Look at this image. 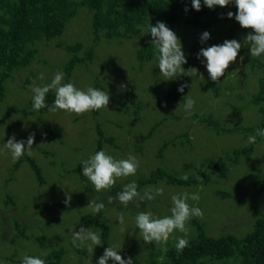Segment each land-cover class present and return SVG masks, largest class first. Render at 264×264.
<instances>
[{
    "label": "rangeland",
    "instance_id": "1",
    "mask_svg": "<svg viewBox=\"0 0 264 264\" xmlns=\"http://www.w3.org/2000/svg\"><path fill=\"white\" fill-rule=\"evenodd\" d=\"M230 5L231 3L228 6ZM65 33L68 39L61 42L63 45L80 40L83 46H89L92 43L89 19L82 21L79 17L74 26L66 28ZM175 33L181 40L183 52L191 48L190 44L199 41V35H202V33L183 31ZM214 39L216 43L205 44L201 48L221 45L223 42L221 35L217 32ZM55 40L61 41L60 38ZM101 42L95 48L92 60L86 64L77 65L70 79V83L81 90L91 86L108 91L110 100L107 108L97 110L96 113L93 110L83 114L57 110L39 115L32 110L31 114L24 116L7 112L11 105L23 107L32 98L33 93L29 87L31 84L25 86L31 74L32 82L35 81L37 85L51 82L49 66L60 64L59 59L66 56L60 48L52 46L48 48V51L46 49L40 51L42 58L51 59H48L50 65L46 64L45 67L41 65L36 68L33 62L28 68L21 70L18 73L20 76L17 79V89L13 88V84L10 85L11 88L7 86L11 79L15 82L14 74L5 84L6 97L0 103V231L3 233L0 235V264H20L18 262H22L25 256H40L41 249L35 244L38 243L37 239L42 237L47 241L64 239V245H68L70 253L63 258L62 264H97L104 252L101 245L94 246L93 253L88 252L86 246L80 248L86 252V256L82 257L76 253L77 247H74L72 243L73 232L78 231L81 226L96 229L90 223H80L82 216L91 218L96 214L87 207L92 200L104 203L105 212L113 210L114 214L112 212L108 214L113 218L112 220L108 215L105 218L104 213V221L110 230L109 245L117 248L118 254L125 255L126 259L134 258L138 254L140 257L143 254L147 255L148 249L165 244V242L146 244L136 227L135 217L141 211H150L157 218L170 215L171 196L174 194L183 191L198 192L199 201L189 200L188 203L192 207L202 209L203 217H193L188 222L187 237L179 231H174L168 240L170 246L176 247L177 238L183 237L189 240L197 235L194 222L202 224L203 231L210 236L224 232L242 237L252 229L255 218L264 213V205H257L249 197L252 182L264 175L263 139L256 144L253 153L239 158L232 165L226 179L212 177L207 184L187 187L157 181L138 187V191L143 192L149 186H162L164 194L157 196L154 200L133 201L127 206L118 201L108 203V198L115 197L127 183L135 181L138 184L141 179L148 178L153 170L158 168L168 169V172L173 173L178 179H181L180 177L185 173L190 176L195 171L183 169L181 165H178L182 160L197 166L205 158H222L232 149L249 144L247 142L249 135H218L210 129L203 128L202 123L191 118L194 111L201 110L196 105L201 104V101L208 96L201 93L200 75L206 72L204 68L206 61L203 57L197 58L201 48L195 53H186L188 60L193 63L192 69H196L197 74L188 72L189 69H186L183 75L166 81V78L160 74L159 67L152 62L144 64L137 62L134 48L142 40ZM239 66L243 67L242 60H239ZM41 73L44 74V80L39 79ZM180 77H186L187 80H182ZM232 77L233 75L227 81L237 82ZM248 78L251 85H254V81ZM179 84L189 86L185 90L187 95L195 101L191 110L192 115H188L184 105L179 103L171 102L160 107V103L167 94L166 87L179 86ZM248 91H253V87H248ZM232 94L230 93L228 98L233 99ZM206 103L207 107L202 109V112L205 110L208 112L212 108L217 109L218 104H221L219 100ZM135 104L142 108L137 116H135ZM224 113H227L226 116L229 119L234 120V124L241 125L237 116L234 118L235 115L228 108L224 109ZM222 114L220 111L221 116ZM167 115H170V118L158 126L151 139L143 138L153 124ZM250 115L251 111H248L247 116L250 117ZM250 122V120L244 121L242 126L251 125L252 122ZM229 124H225L226 127ZM97 128L104 138L108 139V142L101 143L102 150L107 154L117 160L126 159L129 154H133L139 161V167L134 176L117 178L112 188L99 192L95 190L87 177L81 180L75 173L81 161L95 154L98 142ZM32 133L35 134L32 154L27 153V155L33 158L41 168L44 177L42 185L38 183L36 176L26 163H22L14 171L13 166L17 160L14 161L11 152L4 148V144L13 134L17 141H26ZM171 134L187 135L189 141L176 140L169 145L161 157L157 156L160 145L172 139ZM56 187L61 188V192L64 190V193L66 191L71 193V202L68 207H65L64 203L66 197L61 196L56 191ZM219 193H226L229 196L221 198ZM8 197L11 199L12 206L6 208ZM121 213L125 220L123 226L118 221ZM12 222L20 225V233L12 234ZM122 227L124 231H121ZM11 259L18 262H13ZM111 263H113L111 260L107 262V264Z\"/></svg>",
    "mask_w": 264,
    "mask_h": 264
},
{
    "label": "trees",
    "instance_id": "2",
    "mask_svg": "<svg viewBox=\"0 0 264 264\" xmlns=\"http://www.w3.org/2000/svg\"><path fill=\"white\" fill-rule=\"evenodd\" d=\"M185 8L188 9L187 12H185ZM236 11L234 3L224 8L216 6L209 9L203 5V0H201V10L198 12L192 8L191 0H0V103L6 97L5 84L12 78L13 74L16 80L13 82L11 79L7 86L11 88L10 85L13 84V88L17 89V79L20 76L18 73L21 70L28 68L33 62L36 68L41 67V65L42 67H45L46 64L50 65L48 63L50 58H42L40 51L45 49L48 51V48L52 46L62 49L66 55L65 58L59 59L60 64L49 66L51 79L57 71L64 73L63 83L70 82L72 72L77 65L86 64L92 60L94 50L99 43H102L101 41L142 40L134 48L137 62L140 64L152 62L158 67V52L155 45L152 44L153 38L149 31V24L154 26L157 21L164 22L174 32H209L210 39L204 44L200 43L201 35H199V41L190 44L191 48L185 49L186 52L184 51L187 63L182 65V68L184 70L192 69L193 63L188 60L186 53H195L205 44L216 43L214 39L216 32L221 35L223 42L235 39L241 43L250 34V30L242 29L235 20ZM228 12L233 13L232 19L227 18ZM79 17L82 18V21L89 19L92 43L89 46H83V42L80 40L75 43L61 44L68 39L65 33L66 28L74 26ZM56 38H60L61 41L55 40ZM239 60H242L243 67L239 66ZM204 68L206 69V63ZM206 72L203 73V77L204 75L206 77L201 83V93L208 94V96L196 106L202 110L207 107V101L219 100L221 104H218L219 108H212L208 112L206 110L204 112L201 110L194 111L191 116L192 119L202 123L203 128L210 129L218 135H251L257 129H264V54L260 57H251L250 46L242 44L236 61L230 64L220 80L213 82ZM232 75V78L236 79L237 82L229 83L227 81ZM247 76L254 81V85H251ZM180 78L187 80L186 77ZM29 84H32V74L28 77L25 86ZM180 86L181 84L166 87L168 89L167 94L160 103V107L171 102L184 105V96L187 95V92L185 89L183 93L178 92L177 89ZM250 86L253 87L251 92L248 91ZM96 88L98 89V87ZM230 93H233V99L228 98ZM54 99L55 90H51L46 96V104L51 106ZM226 108L235 115L234 118L237 116L241 125L234 124V120L226 116L227 113H224ZM32 110L39 115L49 111L47 107L39 111L34 110L31 98L27 105L23 107L11 105L7 112L25 116L31 114ZM135 110V116H137L142 108L135 104ZM93 111L94 113L97 112V110ZM220 111L223 113L222 116ZM248 111H251L250 117L247 116ZM169 118L170 115H167L153 124L143 138L151 139L158 126ZM247 120H250L252 124L242 126V123ZM227 123H230L228 127L225 125ZM171 136V140L160 145L157 156L161 157L169 145L176 140L185 139L189 141L187 135L171 134ZM262 139L264 140V138L257 137L256 143L232 149L222 158H205L197 166L187 163V160H182L178 165H181L183 169L195 171L187 180L178 179L173 173L168 172V169L158 168L153 170L148 178L141 179L138 186L140 188L157 181L182 187L200 186L209 183L212 177L226 179L233 167L232 165L239 158L253 153L256 144ZM103 142H108V139H105L98 129L95 153L102 150L101 143ZM27 153L26 150L25 154L17 160L13 170L16 171L22 163H26L36 176L38 183L42 185L44 183L42 170ZM262 159L264 160V158ZM75 173L79 175L81 180H85V176L82 175V164L76 167ZM56 191L61 196H65L64 190L61 192V188L56 187ZM228 196L226 193H219L221 198ZM249 197L257 205H264V175L252 182ZM7 200L6 208H9L12 206L10 204L11 199L8 197ZM112 211L105 212L104 208L91 218L83 216L80 218V223H90L102 230L101 248L103 251L105 248L111 247L109 245L110 230L104 221V213L105 218H107V215ZM108 216L109 219H113L110 215ZM11 224L13 226L12 234L20 233V225L18 223L13 224V222ZM194 225L197 229V235L188 240V246L181 252H178L175 246H170L169 241H167L164 245L148 249L147 255L143 254L141 257L140 254L136 255L132 258L133 264H264V213L255 218L252 229L242 237L224 232L210 236L203 231L202 224L194 222ZM1 232L0 235L3 234ZM37 242L35 245L41 249L39 257L45 260V264H62L63 258L70 253L68 245H64L63 238L47 241L42 237L38 238ZM75 249L79 256H86L85 250ZM122 258L126 259V256L122 255ZM11 260L18 262L14 259ZM18 263L22 264V262Z\"/></svg>",
    "mask_w": 264,
    "mask_h": 264
},
{
    "label": "clouds",
    "instance_id": "3",
    "mask_svg": "<svg viewBox=\"0 0 264 264\" xmlns=\"http://www.w3.org/2000/svg\"><path fill=\"white\" fill-rule=\"evenodd\" d=\"M230 3H234L237 9L235 20L242 29L250 30L243 39L244 46H250V56L260 57L264 54V0H203V5L209 9L216 6L224 8ZM192 8L195 11L201 10V0H191ZM188 9L185 8V12ZM227 18L232 19L233 13L228 12ZM150 35L153 38L152 44L155 45L158 52V67L160 74L167 80H173L177 76L183 75L185 70L182 65L187 63L185 53L182 51L181 40L176 33L168 28L164 22L157 21L152 26L149 24ZM210 39L209 32L205 31L200 36V43L204 44ZM242 44L237 40H225L221 45H213L207 48H201L197 58L203 57L206 61V70L209 78L216 82L224 76L230 64L236 61ZM242 59V57H241ZM188 72L197 74L196 69H189ZM40 80H44V74L39 76ZM203 80V75H200ZM64 73L57 71L54 74L50 83L37 85L35 81L30 85L33 93L32 101L34 110L39 111L43 108H48L49 111L64 110L69 113L83 114L92 110H100L107 108L110 100L108 91H102L89 86L86 90L78 89L72 83H63ZM123 87V86H122ZM189 87L187 84H181L177 89L183 93L184 89ZM55 90V99L51 106L46 104V96L51 91ZM211 91V90H209ZM184 109L188 115H192V109L195 105L194 99L190 96H184ZM257 137L264 138V129H257L254 134L247 138L249 144H254ZM35 134L28 136L27 140L17 141L15 134L8 138L4 144V148L11 152L14 161L20 159L25 151L31 155L32 145L34 143ZM82 175L87 177L94 185L97 192L112 188L116 184L117 178L134 176L139 167V161L133 154H129L126 159H115L113 156L106 153L104 150L97 151L88 159L81 161ZM182 180L189 178L188 173L180 177ZM163 183V182H162ZM138 184L135 181L127 183L123 189L116 193L115 197H109L108 203L114 201L127 206L133 201L154 200L157 196L164 194L162 186L146 187L143 192L138 191ZM65 207H68L71 202V195L65 193ZM199 193H189L183 191L171 196L172 207L170 215L163 218L153 216V213L148 211L139 212L135 217V224L142 235L143 241L147 243L167 242L170 235L174 231H179L187 237L189 232L188 222L193 217L202 218L203 211L199 207H192L188 201H199ZM139 206V205H138ZM88 208L93 213H98L105 208L104 203H97L95 200L89 202ZM118 221L121 226L124 225V215L121 213L118 216ZM124 231V228H121ZM102 230L96 228H85L81 226L78 231L72 234V243L74 247H87L88 252L93 253L94 246H99ZM189 244L186 238H177L176 249L181 252ZM119 250L115 247L105 248L103 255L97 261V264H107L109 260L114 264H133L132 258H122L118 254ZM22 264H45V260L39 256H25Z\"/></svg>",
    "mask_w": 264,
    "mask_h": 264
}]
</instances>
